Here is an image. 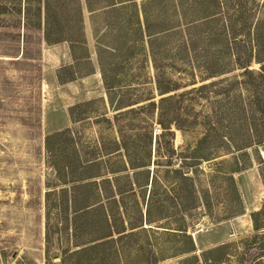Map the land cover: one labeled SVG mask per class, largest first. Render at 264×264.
Segmentation results:
<instances>
[{
  "label": "rangeland",
  "instance_id": "1",
  "mask_svg": "<svg viewBox=\"0 0 264 264\" xmlns=\"http://www.w3.org/2000/svg\"><path fill=\"white\" fill-rule=\"evenodd\" d=\"M49 1L83 7L82 29L76 35L85 43L48 42L45 24L41 27L37 16L41 0H0V264L69 263L70 249L103 241L109 234L107 209L101 202L109 204L118 221L114 231L118 264H197L204 257L211 259L209 264H264V228L256 230L252 217L253 212L264 209V136L257 143L235 148L221 142L205 144L198 155L209 153L212 147L218 151L201 161L193 187L174 170L193 157L194 144L204 129L174 126L175 138L169 142V135L161 137L158 118L157 106L163 96L203 83L209 84L185 95L196 97L192 106L187 102L183 108L181 97L165 102L172 106V115L189 112L193 118L236 113L238 109L223 105L249 103V93L241 90V82L249 78L241 75L243 69L206 80L201 79L205 72L199 70L196 76L172 70L170 75L181 85L189 84L161 94L152 57L141 53L138 45L130 54L124 45L126 38L135 36L131 28L119 26V13L113 12L114 25L107 27L106 14L91 12L87 6L88 1L98 7L114 0ZM229 3L250 8L259 5L262 12L252 9L244 18H264V0ZM100 41L125 48L102 50ZM204 47L200 41L192 54H177L186 57L178 58L176 68L198 66L202 70L216 65V47L209 45L207 53ZM163 57L159 54V63L165 62ZM259 67L258 62L251 66ZM192 78H196L195 85L190 84ZM263 89L260 86L264 110ZM218 97L222 101H216ZM249 114L262 116L255 110ZM255 128L244 126L241 136L256 132ZM160 155L164 164L161 177L154 182L155 160ZM130 156L144 157L149 165L112 172L129 165ZM92 161L101 164L92 167ZM101 174L114 178L130 175L120 181L123 185L132 182L136 188L134 197L120 202L129 212L126 206L111 204L113 198L108 199L104 189L103 195L89 187L74 189L82 178L86 181L90 180L87 176L96 175L93 180H101ZM193 188L194 194L190 193ZM151 189L155 200L152 216L157 221L147 223L144 209L140 225L143 214L138 201L145 208ZM48 191H52L50 195ZM87 201L94 203L89 210L83 207ZM260 219L264 223V212ZM122 229L126 230L118 233ZM191 237L196 250L183 252L191 246Z\"/></svg>",
  "mask_w": 264,
  "mask_h": 264
},
{
  "label": "trees",
  "instance_id": "2",
  "mask_svg": "<svg viewBox=\"0 0 264 264\" xmlns=\"http://www.w3.org/2000/svg\"><path fill=\"white\" fill-rule=\"evenodd\" d=\"M87 6L91 12L102 11L103 14H106L107 27H113L114 25L112 17L113 12L119 13V19H117L119 26L131 28V30H133V33L131 32V34L135 36L131 39L133 41L132 43H130V39L126 38L124 45L130 50V54L133 53L136 45H138L139 48H141V53L144 52V55L146 54L152 57L155 68L154 80L161 94L179 90L182 86L189 84L181 85L182 83H180L173 74L170 75L172 70L178 71L180 74H186L187 76H196V70H199L205 72V75L202 76L201 79L206 80L214 76H219L225 72H231L235 69L241 68L243 69L241 75L249 77L248 80L241 82L244 85L241 87V90H246L245 92L250 95L247 98V102L249 101V103H243L241 106H238L239 103L237 102V104L234 102H227L228 104L234 103L233 107L231 105L228 107L226 103L223 105V107L228 108V110H230V108L238 109L239 114L238 111L234 113L232 110L228 115L216 114L214 117L206 114L195 115L192 118L188 116L189 112L184 113L183 116L180 114L172 115V106H165L167 100H172L176 97L182 98L181 102L185 103L183 108H185V106L187 107V102L192 106V102L196 97L188 96L185 98V95L201 91V89H204L209 83L194 86L179 94L165 95L160 99L157 108H159V123L163 128L161 137L166 138V135H169V142L174 140V126L182 130L192 129V127L199 126L204 129L201 136L197 138L194 144L193 157L190 160L186 159L185 164L182 165L181 168L174 170L181 175L182 179L191 181L193 187L195 186V175L197 174L198 166L202 164L201 161L211 159L212 157H210V155L214 153L216 154L218 151V147H212V151L209 153L198 155L203 146L207 143L214 144L215 142H221L224 145L235 148L244 145L249 146L252 142L257 143L261 140L264 136V110L260 106V102L262 101L260 86H264V18L258 17L257 19L251 20L244 18L245 14L248 11H252V9L262 12L263 9L259 5L250 8L245 7L243 4L242 7H240L229 3V0H142L141 3L139 0H114L113 2L98 7H94L92 2L88 1ZM237 12H240L241 14L238 15ZM64 13L69 15L63 17ZM82 13L83 7L78 4L73 6L66 4L65 6L56 3L53 5L49 0H46L45 2H42L41 0L37 6L39 25L42 27V24H45V39L48 42L70 40L74 44L85 43L84 40L76 35V32L80 33L82 29ZM116 40H118V38H116ZM200 41L206 44V48L204 47L206 53L208 52L209 45L216 47L213 60H217V64L212 67H203L202 70L198 69V66L176 68V61L178 58L179 60H184L186 57H182L181 55L180 57H177V54H192L197 51V46ZM99 44L102 46V50L111 52L117 51L119 48H125V46H114L103 41H100ZM159 54H164V63H159ZM196 56L198 57L197 54ZM101 61L102 65H104L105 59L103 57H101ZM226 62H229L230 65H224ZM254 62L260 64L259 69L251 68ZM191 80L192 82L190 84L195 85L197 82L196 78H192ZM236 81H238V79ZM219 95H221V93H219ZM207 98L210 100L209 98L211 97ZM215 100L222 101L220 97ZM120 102L119 107L121 108L123 107V100ZM247 104L250 109L247 107ZM152 105L156 106V101H152ZM249 110H255L257 115L262 112V116L250 115ZM201 117L203 119H200ZM244 126L250 127L252 131L255 126L256 128L254 131L256 132L247 134V137H245V132L242 137V132H240V130L244 128ZM221 127L226 128V130H221ZM158 142L159 150H161L164 147L161 139L158 140ZM117 150L119 149H116V151ZM140 158L141 157H135V159H133L130 156L129 165L127 164L122 170H114L112 172H127L128 169H130L129 167L134 170H139L149 165L144 157ZM155 161L156 170L152 176L154 182L161 177V166L164 164L161 160V155ZM96 164L100 166L101 163L95 161L90 162V166L92 167L96 166ZM71 172L75 175L76 170L72 169ZM148 173L149 180L151 177L150 168H148ZM101 176H103L101 180H93V177H97L96 175L87 176L86 179L90 180L86 181L82 178L80 180L81 182L79 181L80 184L75 185L74 189L77 190L79 187H89L102 195L104 189L109 193L108 199L113 198L111 204L117 208L126 206V212H129V207L123 204L120 205V202H125V198L134 197V195L137 194L136 188L132 182H129V184L126 182L123 185L120 181L124 178L127 179L130 175H119L115 178L110 177L109 174L99 175V177ZM194 189L195 188L190 190V193L194 194ZM51 192L52 191H48L47 195H50ZM151 194L152 189L150 190L149 200L144 201L145 208L142 206V203L138 201V207L143 214V218L139 217L141 219L140 225H142V222L145 219L144 209L146 212L147 223L157 221L153 219L152 216L155 200H153ZM91 201H87L84 204L83 207L86 210H89L94 204ZM100 204L102 205L101 207L107 209L106 219L107 226L110 228L109 234L106 235L103 241H93L81 245L79 249H70L71 261L65 264H118V241H115L114 236L115 226L118 224V221L115 217L113 218V213L109 210V204L104 202H101ZM160 206L163 205L160 204ZM263 212L264 209H260L252 214L256 230L264 228V223H262L260 219ZM129 223L134 224V221H128V224ZM123 225L126 227L124 221ZM180 229L182 232L186 233V229ZM125 230L126 229H122L118 231V233ZM122 235L123 234L120 236ZM190 243L191 246L188 249H184L183 252H192L196 250L195 241L192 237ZM83 256L86 258V261L85 259L81 260ZM208 260L211 259H206V257H204L203 262L199 260L197 264H209L210 261Z\"/></svg>",
  "mask_w": 264,
  "mask_h": 264
}]
</instances>
